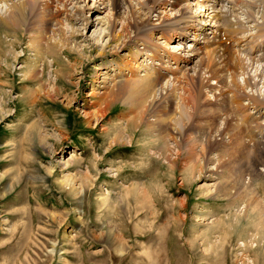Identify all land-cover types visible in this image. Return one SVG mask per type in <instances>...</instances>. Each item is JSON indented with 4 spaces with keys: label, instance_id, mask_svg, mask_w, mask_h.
Instances as JSON below:
<instances>
[{
    "label": "rangeland",
    "instance_id": "374dc122",
    "mask_svg": "<svg viewBox=\"0 0 264 264\" xmlns=\"http://www.w3.org/2000/svg\"><path fill=\"white\" fill-rule=\"evenodd\" d=\"M142 1L40 0L0 23V264H264V0H219L231 32L207 20L221 37L181 69L172 0ZM160 63L176 72L133 122L122 88Z\"/></svg>",
    "mask_w": 264,
    "mask_h": 264
},
{
    "label": "bare ground",
    "instance_id": "6f19581e",
    "mask_svg": "<svg viewBox=\"0 0 264 264\" xmlns=\"http://www.w3.org/2000/svg\"><path fill=\"white\" fill-rule=\"evenodd\" d=\"M5 1H9V4L7 6V14H6V17H1L0 16V20L2 24H4V26H7V25H17V24H20L21 21L23 20V17H25L24 15L25 14H31L33 13V11H35V8L38 4V2L40 0H19L17 2H13L11 0H4ZM99 1L100 4H103V7L105 8L106 4L109 3H117V4H120L122 2V0H97ZM158 0H145V1H142V6L145 5L146 3H149L151 2V5L149 6L150 7V10L151 9H156L157 5H156V2ZM190 0H172V5H173V8H175L174 12H173V16L170 20V22L168 21L167 22V25H172L169 30L170 31H173L174 33L171 34V36L168 38L169 41H173L176 39V37H179L178 39H180V43L181 44H184V47L187 46V44L191 45V48L190 50L188 51H185L183 53V55L180 56V59L177 60V56L176 55H173L170 59L173 60L172 63L175 64V68L176 67H179L178 65L180 64V62L182 61L183 64L180 66L179 69H181V67H185L187 65V63H189L190 61L193 60V58L195 57V50L197 49L195 47V44L196 43H200L201 41L203 42H211L212 40L215 41V37L216 36H219L221 37V33L218 32L217 34L215 35H212V37H214L213 39H211L212 37L208 35L207 32H205L207 29V20H209V23L213 21V25L214 23H217L216 26L220 27V25L218 24V22L222 21V23L226 26L227 30H224L226 32H231V24L230 23H224V20H218L219 19L218 17L222 14V10L220 9H217L216 7V3L219 1H213L211 2V0H201V2H196L194 3L193 5H191V1L189 2ZM210 1V2H209ZM226 1L227 3H230V6L231 5V0H224ZM0 2H2L0 0ZM45 2V1H44ZM47 2V1H46ZM8 3V2H7ZM40 3V2H39ZM48 3V2H47ZM46 3V4H47ZM159 3V2H158ZM207 4H211L210 7L207 6ZM7 5V4H6ZM200 6V7H203V11H193V8L195 6ZM44 7V9L47 7V5H42ZM206 6V8H205ZM248 6V5H247ZM41 7V6H40ZM251 7V6H250ZM119 8V7H118ZM208 8H210V11H208ZM96 10H98L97 8H95ZM230 9V8H229ZM190 10V11H188ZM199 10V9H197ZM38 11V10H37ZM225 11V10H224ZM130 14H129V20L133 17H140L139 13H137V11H135V9H131L130 10ZM41 13V12H40ZM202 13V14H201ZM221 13V14H219ZM218 14V15H217ZM112 18L107 20V23L108 24V28L107 30H109L108 32V41H107V44L111 41L113 42H116V46L117 48H121V45H122V42L121 44H119V42H117V38H119V35H122V31L124 32L125 31V25L127 24L128 20L126 22H123L119 25V29L116 30V27L118 25V20L116 18L115 15L112 14ZM223 19V18H222ZM101 21V20H100ZM99 21V22H100ZM217 21V22H216ZM208 23V24H209ZM230 24V25H228ZM163 24L160 23L158 26L159 27H164L162 26ZM3 26V25H2ZM168 26V27H169ZM8 27V26H7ZM140 27V26H139ZM6 28V27H5ZM209 28V27H208ZM59 29V28H58ZM138 29V28H137ZM136 29V30H137ZM223 30V29H222ZM136 32V31H134ZM133 32V33H134ZM215 32V31H214ZM86 35V34H85ZM54 36V35H53ZM189 36H191V38L189 39ZM61 38V37H60ZM131 38H128L126 39V42L129 41ZM37 40V38H36ZM132 40V39H131ZM56 41V40H54ZM65 41V42H64ZM212 41V42H213ZM53 42V41H52ZM57 42V41H56ZM60 44H63V45H68V40H64V38L62 37V39H60ZM125 42V43H126ZM190 42V43H188ZM38 43V42H37ZM53 44V43H52ZM58 45V44H57ZM197 45V44H196ZM40 46V45H39ZM37 46L36 48V51L39 53H43V51L41 52V47ZM70 47L71 49H74L78 55L80 56V54H83L84 53V50H85V46L82 45L81 43L80 44H77L75 42H71L70 41ZM259 48V46H258ZM51 50L54 51L53 47H51ZM182 51L185 50V48H182L181 49ZM55 52H53V55H55ZM146 52V51H145ZM181 51L179 52H176L178 54H180ZM51 53V51H50ZM103 53V52H102ZM175 53V54H176ZM147 54V52H146ZM145 54V55H146ZM188 54V55H187ZM57 55V54H56ZM149 55L150 56H154L153 59H156V60H160L162 57L160 56L159 53H155L154 52V55L151 54L149 52ZM148 55V56H149ZM129 58L128 60H126V64L127 67L126 68H130L132 66V64H135V61H134V57H136V54H134L132 56V54H129ZM149 56V57H150ZM81 57V56H80ZM169 56H167V59H166V62L169 61ZM182 58V59H181ZM61 61V60H60ZM59 61V62H60ZM134 61V63H132ZM144 61V58L139 62V63H136V67L140 68L145 65V63L143 62ZM79 63H80V60H79ZM140 65V66H139ZM162 69H164V71H161L160 69H157L155 70V72H146L144 75H140V76H137L135 77V81L134 82H128V84L123 87V91H124V94L125 96L127 95V99H128V102L131 104V105H134L133 107H135V113H136V117L134 119H132L133 122H137L136 120L140 119L142 115H140V111L141 113L144 112L145 109H142L143 107V104L147 101V102H151L153 101L157 95L165 88V82L163 81L165 79V77L169 74V73H174L176 71H172L174 68L171 66V65H161V63L159 64ZM117 68L119 69H122L121 65H117L116 66ZM116 68V69H117ZM124 68V67H123ZM187 69V68H186ZM102 70V69H101ZM104 70V69H103ZM122 71V70H121ZM138 71V70H137ZM181 71V70H180ZM132 72V71H131ZM36 73V72H35ZM102 72L100 71H97V75L101 74ZM122 73H125V70L124 72ZM135 73V72H134ZM42 75V74H41ZM32 76V75H31ZM28 77V76H27ZM32 78V77H31ZM137 80V81H136ZM164 82V83H163ZM121 89V90H122ZM34 91H32L33 93ZM123 93V92H122ZM31 94V93H30ZM38 94V95H37ZM44 94V95H47L48 93L47 92H44V89L42 87V85H40L37 89H36V95L41 97V95ZM90 94V93H89ZM105 94V93H104ZM121 95V94H120ZM104 97V95H101ZM114 96H117V95H114ZM123 96V95H122ZM30 97V96H29ZM36 97V96H35ZM31 98V97H30ZM42 98V97H41ZM105 98V97H104ZM118 98V97H116ZM31 99H34V95H32V98ZM34 101V100H33ZM111 101V100H109ZM108 101V102H109ZM107 102L106 99H104L103 101H96L95 103L98 104L97 107H96V110L92 113V115L96 116L98 114H102L103 111H105V109H107V107L109 106V103ZM112 102V101H111ZM127 102V103H128ZM129 106V105H128ZM130 108V107H129ZM131 109V108H130ZM147 109V108H146ZM147 111V110H145ZM131 113V112H130ZM123 116V115H122ZM130 116V115H129ZM134 117V115H133ZM129 119V118H128ZM160 124V122H159ZM149 125H153L152 123H150ZM239 127V125H238ZM192 144V143H191ZM72 178V177H71ZM71 178H63V182H71L72 179Z\"/></svg>",
    "mask_w": 264,
    "mask_h": 264
}]
</instances>
